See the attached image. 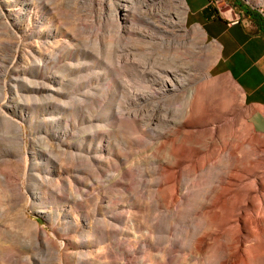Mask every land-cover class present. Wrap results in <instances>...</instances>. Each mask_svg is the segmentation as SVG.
I'll use <instances>...</instances> for the list:
<instances>
[{"label": "rangeland", "instance_id": "rangeland-1", "mask_svg": "<svg viewBox=\"0 0 264 264\" xmlns=\"http://www.w3.org/2000/svg\"><path fill=\"white\" fill-rule=\"evenodd\" d=\"M114 1L0 0V227L16 222L23 211L11 202L5 175L12 174L22 184L26 201L30 200L26 210L30 219L57 240L62 255L66 253L64 246L69 248L68 264L127 263L118 256L121 252L114 251V243L120 239L127 248L136 249L139 264L144 257L146 264H156L157 252L141 243L147 229H138L137 223H146L152 212L149 195L143 192L154 189L150 181L154 178V158L159 154L156 138L169 132L179 119L192 116L199 121H219L215 131L209 127L177 141L187 155L192 154L196 141L210 150L202 154H207L205 159L201 157L207 162L202 171L195 173L192 166L188 168L200 189L219 180L223 172L217 166L221 165L228 173L236 172V166H245L264 180V136L253 128L252 110L238 85L216 66L219 45L207 39L188 8L184 30L179 25L177 5L170 3L173 0L154 2L140 10L136 7L127 22L114 19ZM235 3L249 14L252 10L264 14V0ZM165 71L174 82L185 79L180 96L160 94L148 102L134 97L156 91L155 75ZM196 88V96L191 98ZM3 114L22 125L26 146L18 129L9 125ZM231 136L238 144L246 142L243 158L217 156L216 151ZM17 152L23 153L24 166L29 157L30 175L19 173L18 160L10 156ZM122 172H129L128 177L138 181L135 186L132 182L133 189L146 185L144 189L131 195L126 188L128 178H122ZM165 173L166 179L171 177L170 171ZM250 179L246 181L250 187L245 185L244 189L255 186L256 179ZM48 188L57 192V198L48 196ZM224 188L217 186L211 197L217 200ZM246 189L239 200L248 197ZM139 201L148 205L142 208ZM50 207L53 212L46 218L41 211ZM200 222L204 229L218 228L214 215L203 216ZM176 224L177 230L184 229L177 232L173 223L172 238L179 233L174 237L179 248L173 256L179 261L171 264H184L188 240L185 243L186 234L180 233L188 229ZM110 225L117 227L115 233L102 229H112ZM221 243L212 248V257L221 255ZM29 244L6 242L0 237V247L9 249L10 255L22 261L30 256L39 263L37 251H26L31 248Z\"/></svg>", "mask_w": 264, "mask_h": 264}, {"label": "bare ground", "instance_id": "bare-ground-1", "mask_svg": "<svg viewBox=\"0 0 264 264\" xmlns=\"http://www.w3.org/2000/svg\"><path fill=\"white\" fill-rule=\"evenodd\" d=\"M158 1H163V0H115L114 4L116 6V9L113 13V17L116 20L122 19L125 20V22H127L129 19H131V17L135 15L136 7H139L138 10H140V7L144 9L145 7H151V3ZM173 2L174 4L177 5L175 6L177 10L179 25L182 29L185 30L186 14H187V6L185 0H173L170 3ZM168 6H172V5H168ZM1 20L2 17L0 15V21ZM166 24L168 25V23ZM195 29H197V31L200 32L201 34H203L204 32L200 27H196ZM170 40L171 39H169V41ZM164 44H166V46L168 45V43H164ZM156 45H158V43H156ZM170 52H168V54ZM155 73L157 72L155 71ZM159 74L160 76L155 75L156 77L155 82L158 85V89L156 91L148 90L143 93H136L134 94V97L148 102L149 100L155 101V99L160 94L166 95L167 93H172L173 97L174 96L177 97L182 94L181 90L182 88L185 87V83H184L185 79L174 82L169 72L165 71L164 74L161 75V72ZM196 93H197V88L194 89L193 92L191 93V98H194L196 96ZM2 117L7 123H9V125H12L18 129L17 132L19 133V135H21L22 144L26 146L27 141L25 139L24 128L22 127V125L18 124L16 120L5 114H3ZM190 117L192 116L182 118L181 120L180 119L177 120V122L171 124V127L169 128L170 130L169 132H167L166 134L158 135V137L156 138L157 139L156 143L152 141L155 143L153 144L157 147L159 154L155 155L154 158L155 161L152 169V176H154V178L153 180L150 181L152 183L151 187L154 189L150 192H148L149 191L148 190L147 193L143 192V194L149 195L148 199H150L149 204L152 206V212H150V214L148 215L146 219V223L145 221L137 223L138 229H141V227H146L147 229L145 230L147 234H144V238L142 239L141 243L144 245V247L149 246L153 251L157 252V254L154 255L156 264H171L178 262L179 261L178 258L174 257L173 253L175 249L179 248L176 241L177 239L175 240L176 236H178L179 233H176V236H174L175 238L173 237L174 238L173 239L171 236V231L173 229V223L175 224L174 225L175 227L176 225H178L176 223H182V225L183 226L185 225L188 229L187 231H184V233H180L183 236L186 234L185 237L183 236L182 237L185 238L184 240L185 243L188 242V244H186L187 246H185L187 247L186 250L188 251V253H186L187 257L184 256L185 258H183L185 262L184 264H254V263L264 264V180L263 178L260 176L259 173L253 175L254 173L253 174L250 173L245 166L242 167L236 166L235 168H233V170L236 172L230 173L231 172L230 171L228 173L223 171L224 167L221 165V166H217L218 170L223 172L219 180H215L214 182L210 183V185H208L209 187L207 186L208 188H204V189L203 188L200 189L197 185H195L194 179L192 178L191 175L188 174V168L189 166H192V168L195 169V173L202 171L207 162L203 163L201 157L205 159L207 155L206 153L208 151L210 152V150L209 149L207 150V147L201 146L200 142L196 141L195 148L192 154L191 155L189 154L190 155L189 156L187 155V153L184 152L183 150L184 148L182 147L183 145L181 146L180 144H178L179 142L177 143L178 138L187 137L193 134L203 133L204 131L202 130L206 131L209 127H213L215 131L216 129H218L219 121L218 120L199 121V120H194ZM142 134L145 135L146 133H142ZM137 138L139 139V137L133 139L136 140ZM143 140L144 139H142V141ZM175 143L177 144L175 145ZM245 144H246L245 141H243V144H238L236 142V138L234 136H231L230 139L223 144V146L219 149V151H216L217 156L220 153L230 157L234 155L236 156L240 155V157L243 158L245 154V150H244ZM204 151H206L205 157L202 156ZM10 156L18 160L17 163L19 166L20 174H22L23 176H28L31 174L32 170L29 169L30 159L28 156L26 157V166L23 165L24 163L23 153L21 152H17L16 154L11 153ZM210 161H212V159H210ZM32 166H35V164H33ZM167 171H170L172 173L171 177L168 179H166L165 178L166 176L164 175L166 174L165 172ZM145 173L146 171L143 172V174ZM128 176H130L129 172H122V178L124 179L128 178L127 179L128 183L126 184V188L130 190L131 195L133 193L135 194V191H138L141 188L144 189L143 187L146 185H144L140 189L139 187L133 189V187H131V184L134 180L133 178L131 179ZM5 177L8 180L7 183L11 192L10 195L11 202L14 203L16 206L21 207L23 211L21 218L16 220V222H12L9 224L5 223L3 227H0V234H1L0 237L3 238V240H5L6 242L21 243L28 241L30 243L29 245L31 246V248L26 251L28 252L37 251L36 256L39 258L38 260L39 263L37 261H33L34 258L30 256L26 257V260L22 261L20 257L16 255L14 256L10 255L9 249L0 247V260L4 261V263L2 264H7L8 262L21 264L25 261H27L28 264H68L69 248H67L65 245L64 247L66 253L65 255H62L61 254L62 250L57 244V240L50 237L48 232L44 228H41L37 221L30 219V217L27 215L26 210L30 205V200L28 202L26 201L25 199L26 196L22 191V187H21L22 184L18 181L19 180L18 177L13 176L12 174H6ZM251 177L256 179L255 186H252L253 188H248V189L245 188L248 197L245 196L246 198L245 200H239L240 199L239 194L241 193L242 190H245L244 187L247 184L246 181H248ZM135 182L138 181L136 180ZM135 182H133L134 186L136 185ZM222 185H224L225 187L224 192L219 196L217 200L213 199L211 195L216 192L217 186H222ZM167 187H170L173 190L172 193H169V189L167 190ZM47 194L48 196L50 195V196H54V198H57V192L54 191L53 188H48ZM137 194L138 192L136 193V195ZM151 194H154V197H152ZM198 194H203L205 199H200V197H198L199 196ZM191 197L194 198L190 199ZM142 199L145 200L146 198L142 196ZM205 200L207 201L205 202ZM143 202L144 201H139V205L142 208L145 205H148ZM51 212H53V207L41 211V214H43L46 218H48L50 217ZM206 215L215 216L218 222L217 229L203 228L200 221L201 218ZM110 226L112 227V229H106L105 227H102V229H104L108 234L115 233L117 227L112 225ZM177 229L178 228L176 227V231L178 232L179 230L184 229V227L179 230ZM56 232L57 231L53 232L55 236H57ZM190 233L194 235H192V237L188 236V234ZM182 237H180L179 239L182 240L181 239ZM186 239L188 240L187 242ZM220 242H222L220 246L221 255L219 257H216L217 258L216 259L212 257L210 253L212 248H214L216 244ZM68 245L70 247L71 244ZM182 245H183V241H182ZM114 248H115L114 251L121 252L119 253L118 256H120L122 260H126L127 262V263L122 262L120 264H139V262L141 261L137 257L136 249L132 250L127 248L125 246V243L122 241V239L114 243ZM175 255H179V254L176 253ZM146 261L147 259L144 257L142 259V263L140 264H146ZM110 264H118V263L117 261H112Z\"/></svg>", "mask_w": 264, "mask_h": 264}, {"label": "crops", "instance_id": "crops-1", "mask_svg": "<svg viewBox=\"0 0 264 264\" xmlns=\"http://www.w3.org/2000/svg\"><path fill=\"white\" fill-rule=\"evenodd\" d=\"M185 1L193 21L219 45L216 66L238 85L253 128L264 136V14H249L236 0Z\"/></svg>", "mask_w": 264, "mask_h": 264}]
</instances>
